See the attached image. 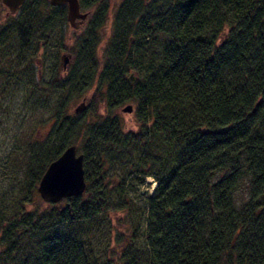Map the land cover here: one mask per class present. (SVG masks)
Segmentation results:
<instances>
[{"label":"trees","instance_id":"1","mask_svg":"<svg viewBox=\"0 0 264 264\" xmlns=\"http://www.w3.org/2000/svg\"><path fill=\"white\" fill-rule=\"evenodd\" d=\"M79 2L87 20L71 48L81 56L50 82L66 93L12 212L0 211V264H264V0H121L100 71L110 0ZM4 22L0 48L21 53L70 31L66 6L48 0ZM93 81L89 106L71 113ZM127 103L136 132L115 113ZM72 144L85 191L35 206L42 175ZM147 177L158 184L135 204L128 186Z\"/></svg>","mask_w":264,"mask_h":264},{"label":"rangeland","instance_id":"2","mask_svg":"<svg viewBox=\"0 0 264 264\" xmlns=\"http://www.w3.org/2000/svg\"><path fill=\"white\" fill-rule=\"evenodd\" d=\"M120 1L110 0L111 7L107 21L99 29L102 42L98 57L99 71L104 61V57H101L102 51L111 33L113 15ZM2 18L9 20L4 22ZM13 21L14 16L0 1V27L2 26L1 22L6 24ZM81 27L76 30L70 29L77 31ZM78 34L71 31L62 34L59 30L50 34L48 40L43 38L41 42H38V37H35L22 53L16 46L9 47L8 43L0 48V69L6 67L0 74V211L6 209L5 216L12 212L11 205L24 186L27 176L26 166L32 146L35 147L44 142L55 128L56 102L61 95L66 93V90H59L58 87L55 89L53 86L50 89V82L62 83L67 76L71 63L67 62L64 67L62 66L65 72L60 71L58 68L60 57L63 52L69 50V47L71 49L75 42V36ZM18 55H20L19 61H17ZM15 62L20 63L14 64ZM63 63L61 62L60 66ZM55 75L58 76L56 78L58 81L54 80ZM128 75L133 76L134 80L137 76L132 70ZM96 87L95 85L94 88ZM94 91V89L89 90L84 96L73 102L70 112L74 113L83 100L89 106L90 96ZM105 101L103 99L100 105L101 114H105L106 105L103 103ZM129 105L133 106V112L124 113L123 108ZM134 110L135 106L132 103L115 109V113L121 117L127 131H136L138 128ZM157 184V181L151 177L144 180L135 178L128 186L129 196L137 204L152 195ZM48 205L38 193L35 206L48 207ZM135 210L133 215L138 219L141 213H138V208ZM118 217L122 221L131 222L129 218H123L122 213H118ZM143 220L144 216L141 223ZM113 223L120 228V231L126 229L124 225H121V222L114 221Z\"/></svg>","mask_w":264,"mask_h":264},{"label":"water","instance_id":"3","mask_svg":"<svg viewBox=\"0 0 264 264\" xmlns=\"http://www.w3.org/2000/svg\"><path fill=\"white\" fill-rule=\"evenodd\" d=\"M26 0H1L9 9L10 14H16ZM53 6L65 5L67 7V21L71 28L78 29L87 18V13L81 11L79 0H48ZM64 65L68 62L64 57ZM63 66V67H62ZM134 83L133 76L129 78ZM85 109V100L75 110L79 114ZM124 113H132L133 107L126 106ZM84 156L79 153L78 146L72 145L54 162H52L42 175L37 192L40 198L48 204H58L65 198L81 195L86 189L85 172L83 170Z\"/></svg>","mask_w":264,"mask_h":264},{"label":"bare ground","instance_id":"4","mask_svg":"<svg viewBox=\"0 0 264 264\" xmlns=\"http://www.w3.org/2000/svg\"><path fill=\"white\" fill-rule=\"evenodd\" d=\"M26 1H27V0H26ZM50 5H51V4H50ZM59 6H65V5H58V6H53V5H51V7H59ZM20 8H21V7H20ZM66 8H67V7H66ZM8 10H9V9H8ZM18 12H19V10H18L16 13H18ZM14 15H15V14H12V16H14ZM86 20H87V18H86L85 21L83 22V25L85 24ZM4 21H6V20H4ZM70 28H71V27H70ZM70 31L73 32L71 29H70ZM79 55H80V54H79ZM79 55H75L73 49L71 48V49H69L68 51H65V52L62 53V55H61V57H60V62H63V61H64V57H65L66 60H67L68 62H70V63L73 64L74 62L79 61ZM80 56H81V55H80ZM90 86H91V89H94V90H95V88H94V87H95V82H94V81L91 83ZM91 89H89V90H91ZM89 90H88V91H89ZM88 91H87V92H88ZM87 92H85V94H86ZM85 94H84V95H85ZM91 96H92V95H91ZM91 96H90V98H91ZM86 107H87V105H86V103H85V109H84V111L86 110ZM132 107H133V106H132ZM84 111H82L81 113H83ZM79 114H80V113H79ZM124 127H125V126H124ZM137 127H138V125H137ZM138 128H139V127H138ZM138 128H137L136 131H138ZM124 131H125V132H136V131H131V130L127 131L126 128H125ZM72 145H77V144H72ZM72 145H70V146H72ZM70 146H68V147H70ZM77 146H78V145H77ZM68 147H67V148H68ZM67 148H66V149H67ZM78 148H79V147H78ZM66 149L64 150V152L66 151ZM64 152H63V153H64ZM63 153H62V154H63ZM62 154H61V155H62ZM61 155H60V156H61ZM54 161H55V160H54ZM54 161H52V162H54ZM52 162H51V163H52ZM51 163H50V164H51ZM50 164H49V165H50ZM49 165H48V166H49ZM83 170H84V163H83ZM84 172H85V171H84ZM85 181H86V180H85Z\"/></svg>","mask_w":264,"mask_h":264},{"label":"flooded vegetation","instance_id":"5","mask_svg":"<svg viewBox=\"0 0 264 264\" xmlns=\"http://www.w3.org/2000/svg\"><path fill=\"white\" fill-rule=\"evenodd\" d=\"M64 69V68H63Z\"/></svg>","mask_w":264,"mask_h":264}]
</instances>
